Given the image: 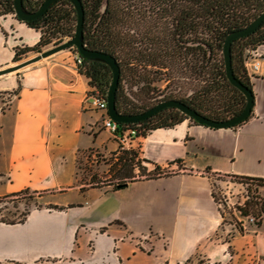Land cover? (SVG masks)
Here are the masks:
<instances>
[{"label": "crops", "instance_id": "0c3cea01", "mask_svg": "<svg viewBox=\"0 0 264 264\" xmlns=\"http://www.w3.org/2000/svg\"><path fill=\"white\" fill-rule=\"evenodd\" d=\"M40 39L16 17L1 19L0 67L14 66L15 49ZM68 50L23 68L30 67L3 89L19 94L0 113V197L42 193L50 208L20 224L0 223V264H195L197 255L205 264L224 262L233 242L221 238L211 176L264 179V59L251 78L248 122L214 130L185 120L123 144L104 128V113L85 105L89 81ZM93 151L113 154V162L135 151L148 172L158 166L170 175L138 179L134 168L119 180L137 177L123 190L84 188L80 157ZM258 237L264 256V225Z\"/></svg>", "mask_w": 264, "mask_h": 264}, {"label": "trees", "instance_id": "16d2710c", "mask_svg": "<svg viewBox=\"0 0 264 264\" xmlns=\"http://www.w3.org/2000/svg\"><path fill=\"white\" fill-rule=\"evenodd\" d=\"M81 1L85 10L84 45L90 50L113 56L120 66L121 79L116 102L120 114H142L165 100L185 103L199 114L216 121L234 118L244 110L246 98L230 84L226 76L223 47L229 34L245 29L264 12V0H146L145 8H138L134 0ZM14 2L15 0H0L2 7L0 16L15 14ZM44 2L45 0H24V7L29 12H36ZM137 17L142 20L150 18L153 23V27L146 30L141 38L142 44L147 46L138 51L134 48L136 40L132 34ZM71 21H74L73 28H66ZM159 22L164 23L166 32V38L162 42L153 35ZM26 25L37 32L43 30L46 32L35 47L16 48L15 63L21 61L30 52L41 53L42 48L59 35L74 37L77 13L70 2L58 0L43 17ZM148 45L151 48H147ZM263 45L264 23L255 33L236 40L232 45L235 78L252 92L253 87L245 68V61L249 51ZM176 60L179 61V65L183 64L182 68L185 71H188L192 64L190 70L198 78L199 88L193 96L177 97L170 94L163 100L161 89L156 84L164 81V76L168 82L171 81L170 70ZM135 61L142 67L141 72L135 66ZM148 67L156 70L149 71ZM79 72L88 79L90 89L97 91L107 100L113 77L111 69L106 64L84 60ZM139 86H141L139 89L141 95L148 100L142 105L137 104L132 93V88ZM250 118L251 115L244 123ZM185 120L196 123L172 108L163 110L138 124H118V126L121 133L134 129L138 131V136H146L150 131L170 129ZM124 154L130 158L126 166L130 167L131 172L134 168L140 170L143 177L138 176V179H157L170 175L158 166H154V174L148 172L135 151H126ZM215 176L234 178L248 186V199L243 206H238L236 209L241 217H253L256 227H262L264 195L259 194V191L264 189V179L247 176ZM131 179L130 182L120 181L113 184L111 181L105 185H113L114 190H123L128 187V183L136 181L137 177L131 176ZM13 195L15 194L10 196ZM212 196L219 206L220 202L213 189ZM28 215L29 213L18 222L8 223L0 220V223L20 224L25 222ZM221 216L223 217L222 213ZM239 233L241 235L245 233L244 227L239 228Z\"/></svg>", "mask_w": 264, "mask_h": 264}, {"label": "rangeland", "instance_id": "374dc122", "mask_svg": "<svg viewBox=\"0 0 264 264\" xmlns=\"http://www.w3.org/2000/svg\"><path fill=\"white\" fill-rule=\"evenodd\" d=\"M133 2L138 4V8H145L147 6L146 0H134ZM1 12L2 7H0V15ZM7 16L16 17L15 14ZM7 16H0V21ZM71 18L74 19L73 15H71ZM135 22L136 24L133 27L132 34L135 36L136 40L134 48L138 51L147 46V44H142L141 38L146 30L153 27V23H151L150 18L142 20L139 17L135 19ZM73 25L74 21H71V24L69 25L70 27L68 26L66 28H73ZM45 32L46 30L40 32L41 36L44 35ZM153 35L158 37L160 42L166 38L164 23L159 22ZM72 38L73 37L69 35H59L56 38H53L48 45L43 47L41 53L53 48L56 45L69 42ZM147 48L151 47L148 45ZM68 51L72 53V56H74L76 49H69ZM39 54L40 53L30 52L23 57L21 61L14 63L15 65L20 64L38 56ZM135 66L138 70H140V72L142 71V67L136 61ZM182 67L183 64L179 65V61L176 60L174 66L170 70V74L172 76L171 81L168 82L164 76L165 80L156 84V86L161 89L163 100L170 94L177 97H190L198 90V78L195 73L190 70L192 64L188 71H185ZM5 68L6 67H0V69ZM29 68L30 67L22 69L11 75L0 77V113L7 111L19 94V89H14L12 91H4L3 89L8 87L9 84L18 81L20 77L29 70ZM147 70L154 71L156 69L148 67ZM140 88L141 86H139V88H132V93L133 97L137 100V104L142 105L144 104L143 102L146 103L148 100L143 98L139 90ZM94 93H97V91L91 90L88 95H92ZM160 101L161 100H158V102ZM152 104L156 105V103ZM118 158H120V162H113L115 159L113 154L105 156L94 151L81 156L78 171V185L84 186V188H89L92 185H103L102 183H109L111 181L113 184H117L120 182L119 180L129 177V175H131V169L130 167H127L126 164H129L130 158L124 153L119 155ZM126 160H128L127 163L125 162ZM151 173L154 174V169L151 170ZM138 176L143 177L141 172L138 173ZM211 182L212 189L220 202L219 210L223 215V231L220 232L221 238L229 241L230 243L233 242L229 246L225 261L212 264H264V256L261 255L258 250V232L260 228L256 227L255 221L253 223L250 221L241 222L240 220H242L243 217H241L240 213L236 209V207L243 205L248 199V186L241 184L234 178H228L225 176H211ZM259 194L263 196L264 189H260ZM8 196L9 197H0V220H4L8 223L18 222L31 211L50 208L44 204L47 199L46 194L22 191L15 193L13 196ZM243 226L245 233L243 234V237H241L239 228ZM150 237L152 238L153 235H150ZM196 257L197 258L194 262L195 264L206 263L205 259H202L198 255Z\"/></svg>", "mask_w": 264, "mask_h": 264}, {"label": "water", "instance_id": "95a60500", "mask_svg": "<svg viewBox=\"0 0 264 264\" xmlns=\"http://www.w3.org/2000/svg\"><path fill=\"white\" fill-rule=\"evenodd\" d=\"M58 0H45V2L39 7L36 12H29L24 7V0H15L14 9L15 15L17 19L21 22L28 23L33 20L39 19L44 16V14L52 7V5ZM70 2L76 13H77V25L74 37L66 43L59 44L47 50L45 52L40 53L38 56L29 59L20 64H16L12 67H8L0 70V77L10 75L12 73L18 72L21 69L37 63L42 59L48 58L60 51L68 50L71 48H75L81 57L87 62H100L106 64L112 71V83L110 85L108 95H107V103H108V114L109 117L115 121L117 124H138L145 120H148L158 113L162 112L166 109L175 108L186 117L191 120H194L197 124L201 126H206L208 128L214 130L221 129H233L236 126L244 123L252 114L253 108L255 106V97L251 90L242 85L237 81L233 71V63H232V45L233 43L241 38L247 37L255 33L264 23V12L258 16L249 26L245 29L233 32L229 34L225 40L223 47V57L225 62V70L226 76L230 84L239 90L244 97L246 98V105L244 110L234 118L225 120V121H216L213 119H209L197 111L176 100H167L159 103L155 107L149 109L145 113L137 114V115H123L120 114L117 110L116 102H117V91L120 84L121 79V69L117 62V60L106 53L94 51L88 49L84 45V23H85V10L83 7V3L81 0H66Z\"/></svg>", "mask_w": 264, "mask_h": 264}, {"label": "built area", "instance_id": "2783aa9c", "mask_svg": "<svg viewBox=\"0 0 264 264\" xmlns=\"http://www.w3.org/2000/svg\"><path fill=\"white\" fill-rule=\"evenodd\" d=\"M262 48H264V45L249 51L247 54V58L245 61V68L250 79L253 78L255 75H257L261 70V61L264 59V50H262ZM74 63L77 70H79L84 64V59L81 57V55L78 53L77 50L75 51L74 54ZM85 105L92 110H96L104 113L105 116L103 120L104 128L108 130L113 135V137L117 139L119 142L123 144H127L131 140L138 137V131L134 129L123 133L120 132L118 124L109 117L107 100L99 93L88 95L85 100ZM240 221L241 222L250 221L253 223L255 219L253 217H246Z\"/></svg>", "mask_w": 264, "mask_h": 264}]
</instances>
